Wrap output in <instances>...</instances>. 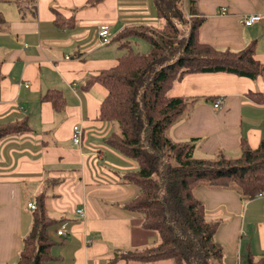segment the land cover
<instances>
[{"label":"crops","instance_id":"crops-1","mask_svg":"<svg viewBox=\"0 0 264 264\" xmlns=\"http://www.w3.org/2000/svg\"><path fill=\"white\" fill-rule=\"evenodd\" d=\"M86 1L0 0V123L25 119L29 127L0 139V264L16 263L32 224L28 203L42 191L55 221L46 230L53 241L51 258L42 264H174L123 254L150 247L158 238L143 228L139 213L124 207L137 187L122 176L136 163L106 144L117 130L116 123L98 118L107 92L97 81L86 84L90 75L117 64L124 52L113 40L118 31L157 20L154 5L152 0H102L87 6ZM195 9L203 16L201 42L240 50L254 41L253 57L264 64V0H195ZM249 13L262 17L251 25L240 23L239 16ZM101 25L108 27L107 43L98 36ZM128 43L135 50L149 49L138 38ZM48 89L59 90L61 111L41 99ZM168 95L187 98L168 135L194 139L197 157L236 156L241 142L254 148L264 136V75L192 72L176 80ZM75 124L82 128L80 145L71 143ZM194 195L207 217L219 222L214 241L224 247L223 264H246L247 255L264 254V196L246 200L233 186L205 184ZM60 224L65 235L55 233ZM245 225L251 238L242 250Z\"/></svg>","mask_w":264,"mask_h":264},{"label":"trees","instance_id":"trees-1","mask_svg":"<svg viewBox=\"0 0 264 264\" xmlns=\"http://www.w3.org/2000/svg\"><path fill=\"white\" fill-rule=\"evenodd\" d=\"M101 1L87 0L86 5ZM181 1L152 0L156 18L164 22L161 30L155 34L146 24L123 27L114 37L124 51L117 64L90 75L86 84L97 81L106 89L98 118L117 125L104 139L106 144L136 163V168L122 176L124 182L137 187L124 207L139 213L143 228L158 238L156 244L125 251L124 256L139 261L171 259L174 264H223V247L214 241L219 222L207 217L194 190L202 184L233 186L246 200L264 193V136L254 148L241 142L236 156L219 152L213 157H197L194 139L176 141L168 135L187 103L186 97L169 96L168 91L188 73L224 71L255 78L264 75V64L253 57L254 41L240 50L201 42L198 29L203 16L196 11L195 0H188L189 30L179 57L156 67L176 51L175 21L183 20ZM130 38L147 42L148 51L135 50L128 43ZM41 99L51 102L55 111L63 108L59 90L48 89ZM28 130L25 119L3 122L0 139ZM45 200L44 191L35 197L32 224L15 264H42L51 258L53 241L46 230L55 221L47 214ZM246 264H264V254L247 255Z\"/></svg>","mask_w":264,"mask_h":264},{"label":"rangeland","instance_id":"rangeland-1","mask_svg":"<svg viewBox=\"0 0 264 264\" xmlns=\"http://www.w3.org/2000/svg\"><path fill=\"white\" fill-rule=\"evenodd\" d=\"M181 11H182V21L181 20H178V21H175V23H176V25H177V27H178V40H179V43L177 44V46H176V51L174 52V54L173 55H170L169 57H168V59H165V60H162L159 64H157L156 65V67H158L160 64H164V62H168V61H171V60H173V59H175V58H178L179 57V51H180V47H181V44H182V42H183V39L184 38H186V35H187V33H188V30H189V24L187 23V19H189L190 17H189V15H188V0H182L181 1ZM163 19L162 18H157V20L154 22V23H149V24H147L148 26H147V30H149V31H151V32H153V33H155V34H157L160 30H161V27H162V25H163ZM115 37V36H114ZM110 40V37H109V39H108V41ZM113 40H114V38H113ZM107 41V42H108ZM142 41H144V40H142ZM119 42V41H118ZM146 46V45H145ZM145 46H143V47H145ZM143 47L142 48H139V50L141 51V52H145V51H143L144 49H143ZM136 50H138V49H136ZM138 50V51H139ZM247 55L245 54V57H246ZM244 65H246V64H244ZM247 66V65H246ZM247 67H250V66H247ZM132 161V160H131ZM133 163H134V161H132ZM134 165H135V163H134ZM262 200L264 201V197L262 198ZM204 207V206H203ZM204 212H205V210H204ZM260 214V213H259ZM260 215H262V212H261V214ZM263 217H264V213H263ZM251 226V225H250ZM244 229V231L245 232H247V236H243L242 237V239H243V242H244V245H243V247H242V250H244V247H245V242H248L249 240H250V234H251V228H249L248 226H244L243 227ZM242 239H239V241L237 242V244H238V247L240 246V241L242 240ZM142 249V248H141ZM223 249H224V247H223ZM251 250V249H250ZM224 251V250H223ZM237 252H240L239 251V249L237 248V250H236ZM254 254H256V255H259L258 254V252L257 251H253V250H251ZM225 252V251H224ZM245 256V254L243 255V257H242V260L245 258L244 257ZM237 260H238V258H236L235 257V262H237ZM141 263V262H140ZM141 264H145V263H141ZM148 264V263H147ZM237 264H239V263H237Z\"/></svg>","mask_w":264,"mask_h":264},{"label":"built area","instance_id":"built-area-1","mask_svg":"<svg viewBox=\"0 0 264 264\" xmlns=\"http://www.w3.org/2000/svg\"><path fill=\"white\" fill-rule=\"evenodd\" d=\"M227 9L226 7L221 8V13H226ZM262 15L259 13H249V14H242L239 16V21L240 23L244 25H251L254 22H257L261 19ZM98 36L101 39V43H107L109 39V30L107 25H101L99 30H98ZM27 86V84H25ZM220 100H217L214 103V106H217L219 104ZM82 128L80 125L75 124L72 126V131H71V143L74 145H80L81 140H82ZM255 196H264V193H257ZM28 207L32 210L34 208V202H29ZM75 212L79 214L80 216L84 215L83 208H76ZM55 233L57 235H65V230H64V224H60Z\"/></svg>","mask_w":264,"mask_h":264}]
</instances>
